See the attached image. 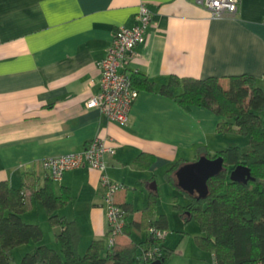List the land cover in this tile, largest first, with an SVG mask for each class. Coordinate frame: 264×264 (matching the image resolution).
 Returning <instances> with one entry per match:
<instances>
[{
  "label": "crops",
  "instance_id": "0c3cea01",
  "mask_svg": "<svg viewBox=\"0 0 264 264\" xmlns=\"http://www.w3.org/2000/svg\"><path fill=\"white\" fill-rule=\"evenodd\" d=\"M238 1L235 16L213 19L194 0H0V197L3 186L20 188L27 176L43 187L50 179L43 166L46 158L81 153L88 143L102 139L115 151L104 170L121 186L115 201L131 205L127 220L138 221L149 194L158 192L160 175L165 181L174 163L195 162L199 147L213 155L235 144L216 133L218 118L210 111L182 108L158 94L139 92L126 124L109 121L85 104L99 91L97 65L114 31L132 28L141 4L152 20L144 43L135 47L122 72L143 74L156 89L172 75L203 79L248 74L262 84L264 0ZM142 153L154 156L147 169L134 164ZM52 186L56 195L63 186L72 193L59 214L78 226L82 250L93 240L107 241L100 173L83 166L66 171ZM133 191L146 195H140L137 210ZM37 203L22 220L43 232L49 225L36 221L45 214ZM51 232L56 249L59 229ZM145 237L134 233L119 241Z\"/></svg>",
  "mask_w": 264,
  "mask_h": 264
},
{
  "label": "trees",
  "instance_id": "16d2710c",
  "mask_svg": "<svg viewBox=\"0 0 264 264\" xmlns=\"http://www.w3.org/2000/svg\"><path fill=\"white\" fill-rule=\"evenodd\" d=\"M128 76L131 87L138 92L158 94L182 108L202 107L210 111L218 118L217 134L234 133L247 139L245 151L237 145L217 150L213 155L206 147L197 149L194 161L201 157L223 161L222 171L207 181L204 199L178 188L174 172L180 161L166 171L164 179L186 197L185 205L176 203L174 197V209L184 224L197 221L200 235L195 238L196 247L201 252L212 253L214 264H264V90L257 80L248 74L203 79L172 75L156 89L143 74ZM153 163L152 154L142 153L134 160V164L144 169ZM238 166L248 168L252 180L231 182L229 172ZM52 181L50 178L39 187L36 179L27 176L20 188L3 186L0 264H10L13 250L30 243L36 245L33 252L26 253L19 264H167L172 251L164 245L165 238L148 233L149 228L165 232L169 227L166 215L154 216L158 192L149 194L138 221L127 220L133 213L131 205H118L125 213L123 237L146 233L143 241L120 242L119 236L108 246L105 240H93L80 255L78 226L59 214L72 201V193L63 186L58 195L54 194ZM33 202L42 204L48 225L59 229L54 235L59 252L42 243L39 225L22 220ZM152 247H157L158 252L148 255Z\"/></svg>",
  "mask_w": 264,
  "mask_h": 264
},
{
  "label": "built area",
  "instance_id": "2783aa9c",
  "mask_svg": "<svg viewBox=\"0 0 264 264\" xmlns=\"http://www.w3.org/2000/svg\"><path fill=\"white\" fill-rule=\"evenodd\" d=\"M196 6L207 9L213 19L235 16L238 11V0H194ZM152 14L144 4L138 6L135 25L132 28H117L112 36L106 56L98 63L99 91L85 104L86 109L98 110L106 119L126 124L132 105L139 92L131 87L129 76L121 68L131 58L136 46L144 43L146 31L151 23ZM114 148L102 139L88 143L81 153L67 154L46 158L43 166L53 181L61 180L66 171L87 166L100 173V184L103 188L102 202L105 208L107 224V244L111 246L116 237L122 235L125 224V213L115 201L116 193L121 189L105 175L106 159L113 156ZM148 233L155 238H165V233L153 228ZM158 252L152 247L148 255Z\"/></svg>",
  "mask_w": 264,
  "mask_h": 264
},
{
  "label": "rangeland",
  "instance_id": "374dc122",
  "mask_svg": "<svg viewBox=\"0 0 264 264\" xmlns=\"http://www.w3.org/2000/svg\"><path fill=\"white\" fill-rule=\"evenodd\" d=\"M258 86L264 90V82L262 84L258 83ZM225 138H232V140L236 141L233 145H237L244 151L248 149L247 139L238 134L232 133L226 135ZM158 183L159 198L155 206L154 216L156 217L161 214H165L168 219L169 227L165 233V243L166 245H168L172 252L170 253L167 264H214L212 253L201 252L196 247L195 238L200 235L197 221L193 219L187 224H184L182 219L174 209V197H177L175 201L179 205H185L187 201L186 197L182 193L174 189L172 186L166 184L161 175L159 177ZM133 193H135L136 196L134 207L136 208L135 210H137L142 207L141 204L137 202L138 200H140V195H146L145 191H143V193H141V191H133ZM37 204L39 208H42L40 207V203ZM37 218L38 220L36 221H38V223H40L41 220H46L45 214L40 215ZM46 228L47 229L43 231L44 236L42 239V243L45 244L49 240L51 243L49 244L50 246H47L51 247L53 246L51 232L52 228H50L49 226H47ZM35 246L36 245L34 243H30L15 248L12 253L10 264H19L21 258L26 253L33 252V247ZM87 246L85 247L87 248ZM54 247L56 248L55 250L59 252V247L56 242L54 244ZM86 248L82 250L81 245L79 246L80 255H83L85 253Z\"/></svg>",
  "mask_w": 264,
  "mask_h": 264
},
{
  "label": "water",
  "instance_id": "95a60500",
  "mask_svg": "<svg viewBox=\"0 0 264 264\" xmlns=\"http://www.w3.org/2000/svg\"><path fill=\"white\" fill-rule=\"evenodd\" d=\"M223 169L221 158L209 159L201 157L197 161L185 164L177 169L175 177L177 186L182 191L204 199L207 195V181L217 176ZM231 182L247 183L252 180L248 168L238 166L229 172ZM154 264H159L155 262Z\"/></svg>",
  "mask_w": 264,
  "mask_h": 264
}]
</instances>
